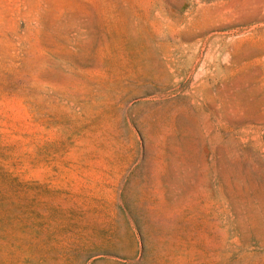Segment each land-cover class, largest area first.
<instances>
[{"label":"rangeland","instance_id":"rangeland-1","mask_svg":"<svg viewBox=\"0 0 264 264\" xmlns=\"http://www.w3.org/2000/svg\"><path fill=\"white\" fill-rule=\"evenodd\" d=\"M0 264H264V0H0Z\"/></svg>","mask_w":264,"mask_h":264}]
</instances>
